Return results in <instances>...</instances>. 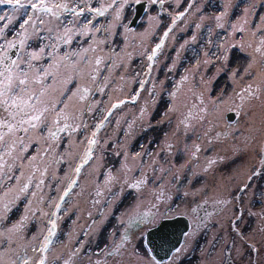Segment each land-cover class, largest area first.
Segmentation results:
<instances>
[{"label":"snow or ice","instance_id":"obj_1","mask_svg":"<svg viewBox=\"0 0 264 264\" xmlns=\"http://www.w3.org/2000/svg\"><path fill=\"white\" fill-rule=\"evenodd\" d=\"M207 4L208 0H0V264H81L85 257L87 264H180L191 242L213 228L214 255L209 253L205 264H264V183H260L264 181V136L257 137L254 127L242 147L232 146V159L251 153L255 162L237 167L212 187L210 195L206 186L193 193L184 191V207L172 206L173 196L163 183L159 190L149 189L157 182L149 171L153 176L157 171L171 173L179 192L188 162L175 172L157 169V159L144 158L159 157L160 152H149L144 145L142 151L133 152L129 143L136 121H143L148 104L155 105L165 92L170 100L165 116L177 114L174 137L181 131L187 137L195 128L193 121L203 124L210 106L220 103L197 91L195 77L199 73L201 83H207L208 67L215 68L209 79L227 75L234 83L246 81L235 92L237 114L254 101L264 106V14L255 20L264 0H247L235 19L237 0H219L211 13L205 11ZM137 7L146 14L147 26L130 38L134 30L131 21L124 23L125 13ZM189 31L191 35L176 47L178 33ZM170 37L173 57L164 52ZM186 51L193 52L195 64L169 91V74L176 71ZM234 53L246 58L243 66L239 61L233 65ZM137 57L141 69L128 75ZM161 64L165 79H159ZM120 69L124 72L116 77ZM129 83L136 85L134 91L130 89L123 98L113 96L124 93ZM186 85L191 95L181 99ZM144 92L147 98L138 116L124 121V138L105 133L113 117L121 116L119 110L139 103ZM120 126L117 118V131ZM229 135L217 133L214 139ZM167 137L165 133L161 151L171 156L174 145ZM184 151L190 161L197 160L201 147L193 144L189 149L185 144ZM109 156L116 158L119 167L109 165ZM224 159L209 158L203 172ZM82 178L92 182L89 201L93 208L100 206V220L89 211L90 223L80 231L70 229L65 242L59 238L61 222L72 214L73 198L88 191ZM189 195L193 200L201 196L202 202L188 207ZM21 203L23 212L13 220L11 214ZM115 210L119 215L107 242L98 251L85 252L90 234L98 235ZM252 220L256 226L246 231ZM166 221L185 224L165 249L153 237Z\"/></svg>","mask_w":264,"mask_h":264},{"label":"rangeland","instance_id":"obj_2","mask_svg":"<svg viewBox=\"0 0 264 264\" xmlns=\"http://www.w3.org/2000/svg\"><path fill=\"white\" fill-rule=\"evenodd\" d=\"M237 3L238 7L234 9L233 19H235V17L241 13V9L244 7L245 3H247V0H237ZM218 5L219 0H208L205 11L211 13L218 7ZM129 10L131 11V14L127 19ZM256 11L257 15L255 17V20L258 22L259 16L261 14H264V6L257 8ZM132 15L133 9L129 8L125 13L124 23L127 24ZM146 21L147 16L145 13H143L141 19L138 22V24L140 23V25L138 26L137 24L135 28H132L134 30V33L129 34L130 38L135 33L143 31L144 27L147 26ZM168 22V18L165 17L164 24L166 25ZM120 31L123 32V28H121ZM162 31L163 27L157 33V37L154 38V40L158 39V36L162 34ZM190 35V31L188 33H178L176 47L179 46V43L183 42V39L187 38ZM116 40L120 46L123 45L121 37L117 36ZM167 45L168 46L164 49V52L169 57H173L175 55V51L172 47L171 37L169 38ZM113 46L115 47L116 45ZM151 46H154V43ZM198 48L199 45H197V49ZM136 51L139 52L141 50L137 49ZM159 59L163 60V57H160ZM195 60L196 57L192 51H186L183 53L176 71L172 74H169L170 78L166 82L169 91L172 90L173 82L178 81L180 79V76L184 74L185 69L193 68ZM238 61L243 66V64L246 62V58L240 57L238 53H234L233 65L235 66ZM167 63H171V59H169ZM159 67L161 68L159 72V79H165L163 65L161 64L159 65ZM140 69L141 60L139 57H137L133 59L132 67L127 74L132 75L135 71H139ZM200 71L203 73L204 68L201 67ZM122 72H124V69H120L116 73V77H118ZM214 72V67H208L207 72L205 73V80L207 81V83L205 84L201 83L200 74L198 73L195 77V85L197 87V91L204 92L206 99L210 96L213 101H219L220 103L215 108H212V106H210V115L207 117L203 124L193 121V123L195 124V128L193 131H190L188 133L187 137L184 136L183 131H181L179 137H174L172 135L173 130L176 126L177 114L171 113L167 117L165 116L168 105L170 103L168 95L165 92L157 98V102L155 105H152L151 103L148 104V115L145 116L143 121H136V125L132 129V136L129 138V143L133 152L142 151L141 145H144L145 149H147V151L149 152L161 153L159 157L145 156L144 158L146 161L153 158L157 159V169H160L161 167H163L164 169L172 168V172H175L177 169H179L180 164L188 162V168L183 173L184 178L179 183V192H177L176 190L177 182L173 179L171 173L167 171H157L155 173V176H153V173L149 171L150 178H154L157 181L155 184H150L149 189L155 187L157 190H159V185L163 183L165 186V190L167 192H170L173 196V207H175L177 204L181 205V207H184V191L193 193L196 192L197 189L206 186L210 195L212 187L217 184L222 178L226 180L227 177L230 176L237 167L242 164L254 163L255 161L252 159L251 153L241 154L233 160L232 146L236 144L242 147L244 137L249 135V130L253 127L256 129L255 134L257 135V137L264 136V132L260 131V129L264 127V106L261 105L260 101H254L251 105L246 107L245 110L237 114L236 104L239 103V101L235 97V92L238 91L246 83V81L237 80V82L234 83L232 80H229L227 75H220L216 79H209L213 76ZM153 75H156V73L154 72ZM114 79L115 83L118 85L120 81L117 78ZM135 87L136 85H132L129 83L125 86L124 93L116 92L113 93V96H121V98H123L129 93L130 89L134 91ZM188 87L189 85L185 86L184 91L181 93V99H185V96L190 97L191 94L187 92ZM146 98L147 92H144L141 95L139 103H137L136 105L129 104L123 109L119 110L121 116L113 117L112 123L108 128L105 129V133L113 136L114 138L118 137L120 139H123V130L127 128V124L124 121H131L134 117L138 116L139 109L141 106H143ZM105 99H107V97H105ZM186 102L191 103V100L188 99ZM183 110L187 111V109ZM229 112H233L235 114L234 120L231 122H228L225 117ZM117 118H121V126L119 131H117L115 128V120ZM209 128L211 129V131L208 132L207 135H205L206 130ZM223 132L230 133L227 139H224L223 137H221L219 140L214 139L217 133ZM165 133H168V142L174 145L171 156H168L166 152L161 151L163 142L166 139ZM234 137H239V139H234ZM209 139H212L211 145L208 144ZM185 144L189 146V149H191V146L193 144L200 145L201 152L198 154L197 160L190 161L189 154L184 151ZM212 157H225V159L223 162H218L216 165L212 166L208 173H204L203 167L207 164L208 159ZM108 163L110 166L115 164L116 167H119V163L115 157L109 156ZM173 164H175L174 168ZM66 168L67 165L61 168V177H63L64 170ZM193 173H195V175ZM85 175H87V170L85 172ZM136 175H139V173H136ZM189 178H191L192 180L191 184L188 183ZM102 179L103 177L101 176V180ZM260 183H264V181H260ZM81 184H86L88 187V191L85 192L83 197L73 198V203L71 205L72 214L70 215V217L65 218L61 222L59 238L60 240L65 242L67 241L65 233H67L70 229L75 228L76 231H80L81 226H86L88 223H90V221L86 218L89 211H92L93 216L98 221L100 220V217L97 213V209L100 206L93 208L89 201V191H91L93 187L91 180H85L82 178ZM77 190L79 191V189ZM130 199L131 197H129V200ZM127 202L128 201H125V204H127ZM201 202V196H196L195 200H193V197L191 195H189L186 201L188 207H192L196 203ZM123 207L124 205H120V209H122ZM256 208H259V204L256 205ZM22 212L23 203L19 204L17 208L14 209L13 213L11 214L12 219L14 220L18 218ZM200 214L203 215V212H201ZM116 215H119V210H115L114 215L108 218L107 222H105L101 227L98 235L90 234L89 244L85 248V252H95L98 251L99 248H102L104 246V244L107 242L108 234L112 232L114 230V227L116 226ZM78 216L80 217L78 225H73V220H76ZM255 226L256 221L252 220L245 230L250 231ZM214 232L215 229L213 228L208 230L207 232H202L201 234H199L191 242L189 250L181 257L180 264H205V261L209 260L208 254L213 253L214 255L213 249L210 244ZM80 238L84 239L83 236H81ZM60 247L62 246L58 245V248ZM218 248L219 245H217V249ZM93 258L95 259V257ZM81 264H87L86 257L81 261Z\"/></svg>","mask_w":264,"mask_h":264},{"label":"water","instance_id":"obj_3","mask_svg":"<svg viewBox=\"0 0 264 264\" xmlns=\"http://www.w3.org/2000/svg\"><path fill=\"white\" fill-rule=\"evenodd\" d=\"M144 11L141 7H137L135 11H133V15L129 21L130 27L135 28L141 19ZM129 23V22H128ZM226 120L231 122L234 120L235 114L233 112H229L226 114ZM184 221H166L165 227L161 229L156 236L153 237L157 244H160L165 249L170 246L169 242L174 243L177 239V233L184 227ZM163 255V253H160Z\"/></svg>","mask_w":264,"mask_h":264},{"label":"trees","instance_id":"obj_4","mask_svg":"<svg viewBox=\"0 0 264 264\" xmlns=\"http://www.w3.org/2000/svg\"><path fill=\"white\" fill-rule=\"evenodd\" d=\"M129 14H128V16H127V19L130 17V14H131V11L129 10V12H128ZM140 25V23L138 24V26ZM150 134V133H149Z\"/></svg>","mask_w":264,"mask_h":264}]
</instances>
